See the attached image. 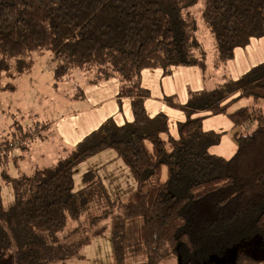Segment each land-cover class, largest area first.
Returning a JSON list of instances; mask_svg holds the SVG:
<instances>
[{
  "label": "trees",
  "instance_id": "16d2710c",
  "mask_svg": "<svg viewBox=\"0 0 264 264\" xmlns=\"http://www.w3.org/2000/svg\"><path fill=\"white\" fill-rule=\"evenodd\" d=\"M195 4L198 14L190 11ZM197 17L212 38L215 69L251 38L264 35V0H0V74H23L32 66V54L47 51L56 78L73 70H93L94 81L117 77L118 97L130 98L133 116L121 124L106 119L56 164L6 177L14 203L5 208L0 194V264H47L60 257L64 244L56 235L67 220L78 221L87 205L108 200L99 183L76 190L73 170L107 149L126 164L136 184L127 201L104 205L118 260L125 254V229L135 220L140 221L132 249L144 252L145 264L179 257L182 264H219L208 258L222 247L264 238V61L216 89L192 92L184 105L171 103L186 114L177 124L178 136L162 137L168 116H150L145 109L150 93L140 82L141 69L166 70L172 64L205 69L195 55L201 46ZM242 98L262 106L228 111ZM219 114L237 129L230 158L208 150L221 135L202 129L204 118ZM17 128L21 133L10 141L19 135L18 144L26 149L30 132ZM3 144L7 163L11 144ZM81 225L69 231L74 239L83 240L76 235ZM232 264H264V259L239 251Z\"/></svg>",
  "mask_w": 264,
  "mask_h": 264
},
{
  "label": "rangeland",
  "instance_id": "374dc122",
  "mask_svg": "<svg viewBox=\"0 0 264 264\" xmlns=\"http://www.w3.org/2000/svg\"><path fill=\"white\" fill-rule=\"evenodd\" d=\"M197 7L198 5H193L190 11L198 14ZM197 22L196 34L201 46L199 50H195V55L203 58L205 69L196 64H172L166 70L161 67L143 68L139 75L141 84L150 93L146 101L144 100L147 114L151 116L163 112L168 116V132H164L162 137L167 134L178 136L177 124L186 118V114L179 107H172L171 103L184 105L192 92L216 89L229 80L240 78L251 67L264 61L263 35L260 38H251L248 45L236 49L232 58L215 69L213 61L216 56L212 38L203 29L198 17ZM31 62V68L23 74H0L1 85L14 84L13 89L0 90V194L5 208L14 203V190L6 177L17 179L28 176L35 168L49 167L71 156L83 135L103 122L101 120L105 117L111 118L115 123L131 120L129 99L126 101L124 97L116 94L118 99L115 100V83L119 82L117 77L94 81L96 76L93 70H73L69 76L56 78L53 74L55 63L51 61L47 51L32 54ZM105 83L107 85L101 87ZM241 105L250 106L252 109L262 106L250 98H242L241 101L231 104L228 111ZM198 113L204 114L202 111ZM18 125L21 126V131L27 129L30 132L29 137L23 141L27 145L26 149L18 144L21 141L19 135L10 141L15 132L21 133ZM201 125L203 130H214L221 135L220 141L210 144L208 150L230 158L236 148L233 133L237 129L231 127L232 123L227 116H208L202 120ZM253 127L251 125L250 129ZM4 140L11 144L7 163L4 157ZM113 155L115 156V151L107 149L96 158L78 163L73 170L75 188L81 189L84 183H99L104 187L108 200L111 197L127 200L136 186L135 179L126 164L119 157L112 159ZM106 175L117 179L113 181L114 193L117 194L115 196L105 188ZM105 199L101 201V206L91 208L87 205L84 222L81 223L83 228L80 233L76 232L83 240L74 239V234L68 233L73 221L67 220L64 230L56 235L58 242L62 241L64 244L63 250L59 252L60 257L47 264H145L144 252L132 249L135 223L140 220H135L126 227L125 254L122 260L116 258L110 238V219L107 216L110 209L104 206L108 203ZM103 210L107 213H103ZM221 249L222 253H215L208 261L232 264L239 251L249 252L256 259H264V238L257 235ZM181 258H170L158 264H182Z\"/></svg>",
  "mask_w": 264,
  "mask_h": 264
},
{
  "label": "crops",
  "instance_id": "0c3cea01",
  "mask_svg": "<svg viewBox=\"0 0 264 264\" xmlns=\"http://www.w3.org/2000/svg\"><path fill=\"white\" fill-rule=\"evenodd\" d=\"M113 81V80H112ZM117 81H118V79H117ZM104 82H109V81H104ZM105 85H107L106 83L104 84V85H102L101 87H104ZM119 86H120V83L118 82V83H115V91H116V93H115V95L116 94H118V91H119ZM116 98H115V100H117L118 99V97H117V95L115 96ZM129 99V102H130V98L127 96V97H124V100H126V99ZM127 101V100H126ZM146 101V100H145ZM129 117H131V120L133 119V116H132V109H131V113L129 114ZM106 120V117L105 118H103L101 121H105ZM100 121V119H99V122H101ZM103 122H101V123H103ZM101 123H98V125H95V127L94 128H96L97 126H99ZM117 124V123H116ZM118 124H121V123H118ZM231 127H232V125H231ZM94 128H92L93 130H94ZM233 129H235V128H233ZM93 130H89V132H91V131H93ZM89 132H87V133H85L83 136H85L86 134H88ZM83 138V137H82ZM81 138V139H82ZM80 139V140H81ZM79 140V141H80ZM105 151H107V150H103V151H100L99 153H96L94 156H91V157H89L88 158V160L89 159H91V158H96V156L98 155V154H100V153H103V152H105ZM117 158V156H116V153H115V156L113 155V157H112V159H116ZM87 160V159H86ZM104 164H106V163H104ZM107 165V164H106ZM78 166V165H77ZM106 177H107V179L105 178V183H104V185L106 186L105 188H106V190L108 191V190H110V193H111V195H113V196H115V195H117L116 193H114V191H115V186L113 185V181H117V179L115 178V177H112V175L111 176H107L106 175ZM100 181H101V179H99ZM74 186H75V180H74ZM85 188V185L83 184V185H81V189H84ZM76 190H80V189H76ZM129 197L127 198V200L131 197L130 195H128ZM127 200H125V201H127ZM108 201H111V202H113V201H122L121 199L120 200H118V199H115V198H110ZM84 217H85V214L84 215H82L81 216V218L78 220V221H73V224H72V226L68 229V232L70 231H73V230H75L76 229V227H78L79 225H81V223H83L84 221H83V219H84ZM67 223H68V221H67Z\"/></svg>",
  "mask_w": 264,
  "mask_h": 264
}]
</instances>
